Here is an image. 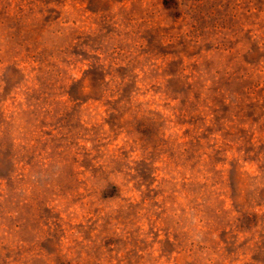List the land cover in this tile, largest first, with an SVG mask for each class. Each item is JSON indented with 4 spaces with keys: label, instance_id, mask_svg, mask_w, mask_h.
Wrapping results in <instances>:
<instances>
[{
    "label": "rangeland",
    "instance_id": "rangeland-1",
    "mask_svg": "<svg viewBox=\"0 0 264 264\" xmlns=\"http://www.w3.org/2000/svg\"><path fill=\"white\" fill-rule=\"evenodd\" d=\"M0 264H264V0H0Z\"/></svg>",
    "mask_w": 264,
    "mask_h": 264
}]
</instances>
